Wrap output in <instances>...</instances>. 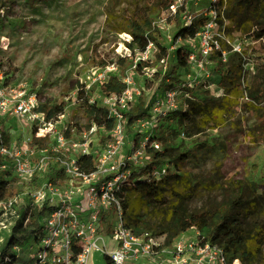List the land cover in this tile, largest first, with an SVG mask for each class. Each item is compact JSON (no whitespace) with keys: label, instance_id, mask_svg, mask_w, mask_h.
<instances>
[{"label":"rangeland","instance_id":"374dc122","mask_svg":"<svg viewBox=\"0 0 264 264\" xmlns=\"http://www.w3.org/2000/svg\"><path fill=\"white\" fill-rule=\"evenodd\" d=\"M159 2L0 0V87L12 89L8 98L24 84L25 92H36L43 103L63 102L67 111L65 121L78 135L90 125L81 110V101H75L77 90L79 98L97 96L103 78L111 75L121 80L128 78L133 97L130 108L141 106L148 115L129 127L125 124L126 139L137 138L140 142L148 134L156 133L164 136L172 149L170 158L188 154L175 166L188 182L179 185L170 179L162 185L160 199L149 204L140 201L135 208L139 213L137 225L141 228L155 225L154 232L164 235L165 242L169 240L165 246L170 248L175 239L187 241L196 236L193 229L171 236L173 207L189 212L220 202L228 204L236 197L238 186L243 197L248 196L252 184H261L260 191L264 190V134L246 91L256 54L255 43L236 32L228 36L224 25H218L215 31L221 36L220 50L225 55L218 52L201 68L187 59L186 67L182 68L176 62V50L178 47L187 50L190 43L183 38L174 39L177 27L161 17ZM206 6L207 1L200 0L192 4L191 10L199 12ZM137 15L146 16L159 27L163 51L151 44L143 52L128 48L131 37L126 19ZM123 57L125 60L121 62L119 58ZM146 61L153 65L141 71L135 69ZM230 69H234L235 83L225 86L223 78ZM169 86L179 88L176 107L162 105L160 110H154L155 102ZM193 96L208 97L211 113L176 122L180 112L187 109L186 99ZM1 121L8 134L19 136L17 120L7 117ZM104 134L96 131V138ZM14 182L20 187L19 193L25 190L24 184ZM30 204L29 198L21 196L18 205L4 211L0 220L6 227L0 228V249L21 219L19 207ZM237 210L247 228H251L254 223L264 221V198H257L252 214L243 215L244 205ZM32 220L25 219L23 226L27 227ZM104 238L107 247L112 248L109 237ZM33 242V237L25 240L23 250L30 244L34 246ZM162 259L163 255L124 264H162ZM86 264H105L104 254L91 252Z\"/></svg>","mask_w":264,"mask_h":264},{"label":"built area","instance_id":"2783aa9c","mask_svg":"<svg viewBox=\"0 0 264 264\" xmlns=\"http://www.w3.org/2000/svg\"><path fill=\"white\" fill-rule=\"evenodd\" d=\"M199 1L172 0L167 13L175 15L182 8L178 16L184 26L199 15L205 17L198 31L184 39L190 43L187 59L201 68L215 52L225 53L215 31L219 0H206L207 6L199 12L191 10ZM122 81L126 87L121 93L99 91L97 96H87L89 104L104 108L113 117L112 127L107 130L91 124L78 135L65 121V108L55 118L46 119L39 110L42 98L36 92L26 93L21 84L8 98L12 89L0 87V118L10 117L20 124L16 128L19 136L8 134L7 126L0 130V155L6 159L1 168L9 169L15 181L25 185L23 192L0 201V218L20 203L21 196L29 198L31 207L42 210L40 228L13 244L10 255L0 257L1 264H86L93 251L108 255L112 264L154 260L162 255V264H227L222 250L202 242L196 231L195 238L175 239L167 248L169 240L165 242L164 235L149 230L135 233L126 226L120 195L123 187L159 180L176 169L169 161L152 163L146 148L162 149L156 133L140 142L126 139L124 113L133 97L129 79ZM177 93L178 87L165 91L153 109L160 110L162 105L174 109ZM96 131L105 134L96 138ZM81 156L91 159L90 171H85L87 163ZM5 227L0 220V228ZM105 236L112 248L107 247ZM29 237H33L34 246L23 250ZM229 264L241 262L233 259Z\"/></svg>","mask_w":264,"mask_h":264},{"label":"trees","instance_id":"16d2710c","mask_svg":"<svg viewBox=\"0 0 264 264\" xmlns=\"http://www.w3.org/2000/svg\"><path fill=\"white\" fill-rule=\"evenodd\" d=\"M171 2L172 0H160L159 5L161 17H163L165 22L168 24L174 23L177 27L174 39L192 37L204 23L205 17L199 15L190 24L184 26L178 16L182 8H178L175 15H169L167 13ZM216 11L217 23L224 25L226 35L230 36L233 32H236L250 39L257 47L256 54L253 56L252 74L247 83L246 91L248 98L252 100L253 111L259 129L264 134V0H219L216 5ZM126 21V30L131 37L127 45L131 51L136 49L143 52L146 50L148 44L153 45L161 51L164 50V47L159 42V27L152 20L140 15L138 17L127 18ZM217 53L215 52L211 56ZM187 55L188 49L177 48L176 62L182 68L187 65ZM119 60L123 62L125 58H119ZM152 65V62L149 61L140 62L135 69L141 71L144 67H150ZM233 73H235L234 69H230L224 76L222 83L225 86L230 85V83H235ZM125 87L126 84L120 78L111 75L106 82L100 85V91L102 94L112 92L121 93ZM172 88L173 86H169V89ZM187 90L189 91L190 89ZM78 95L79 92L76 94V97L79 102L81 101L80 107L88 120V124H94L98 127L103 126L109 130L114 122L113 117L109 116L104 108L89 104L86 96L82 95L83 97L79 98ZM208 101V97L196 99L193 96L192 98H187V109L180 112L176 122H182L184 119L191 121L195 117H202L203 115L211 113L212 110L210 104L207 103ZM63 109V102L55 105L41 103L39 106V110L44 113L46 119L55 118L56 115L63 112ZM145 115H148L147 111L141 106L129 108L124 113L125 124L129 127L137 119L143 118ZM2 129L3 123L0 119V130ZM155 138L161 142L162 149L154 150L153 148H146V151L151 155L153 164L158 165L161 162L169 161L177 167V164L181 160L188 157L187 153L177 154L175 157L172 156L171 158L174 157L173 159H175L174 163L169 157L172 149L167 145L165 137L157 135ZM79 159L87 163L83 165L85 171L92 169L91 159L87 160L85 156H81ZM5 160L0 155V201L19 193L20 189L19 186L14 184L15 178L11 175L9 169L1 168V164ZM49 177L51 178V174ZM170 179L176 180L179 185H184L188 182L185 174H179L175 171L156 181H150L139 186L126 185L123 187L120 195L123 198L126 226L130 227L135 233H140L145 230L154 232L156 227L153 224L146 225V228H141L137 225L136 221L139 220V213L135 211V208L140 201L149 204L160 199L162 196V185ZM261 187V184H252V189L249 191L248 196L243 197L242 188L238 186L236 197L228 204L220 202L212 206H202L189 212L173 207L174 214L172 215L173 226L170 230L171 236L175 237L180 232L193 229L197 232V236L202 242L216 245L222 250L227 264L233 259L240 260L241 264H264V221L254 223L251 228H247L243 217L239 216L237 212V208L243 205L245 207V213L243 215L246 213L252 214L255 211L257 198H264V190L260 191ZM18 211L21 219L13 227L7 241L1 247L0 257L6 254L10 255V247L13 244L22 242L40 228L39 220L42 210H39L36 206L26 207L21 205ZM27 218L33 220L25 227L23 226V221ZM104 259L105 264H112L108 255H104Z\"/></svg>","mask_w":264,"mask_h":264}]
</instances>
